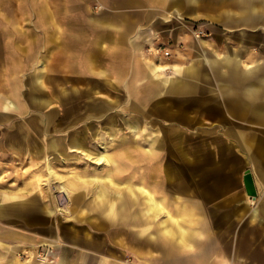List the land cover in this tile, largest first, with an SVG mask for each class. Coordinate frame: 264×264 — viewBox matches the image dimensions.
Returning a JSON list of instances; mask_svg holds the SVG:
<instances>
[{
    "label": "rangeland",
    "instance_id": "rangeland-1",
    "mask_svg": "<svg viewBox=\"0 0 264 264\" xmlns=\"http://www.w3.org/2000/svg\"><path fill=\"white\" fill-rule=\"evenodd\" d=\"M211 1L174 0V8H170L168 0H145L144 9L148 11L132 14L138 21L159 22L161 26L163 23L166 26L171 24L173 27L168 38L165 37L166 30H154L141 50L151 72H80V76L74 77L72 72H64L63 76L47 75L44 86H48L50 91L48 103L52 107L44 114L49 113V123H44L46 119H43L42 123L34 122L27 127L34 138L27 143L31 144L33 150L42 147L44 154L40 157L34 154L23 157L18 154L15 156V152L10 151L8 155L4 152L5 145H2L0 196L12 193L25 197L35 194L37 190L44 193V203L47 202L48 209L51 208L54 214H49L48 220L46 214L38 210L34 216H43L44 227L50 224L49 232L60 234L57 237L63 246L66 242L61 237L64 233L62 224L65 227L71 226L72 221L78 223L81 230L91 223L96 236L109 237L111 245L108 247L112 254L117 255L122 251L125 253L123 257L132 264H250L244 254L213 251L211 243L216 239V231L233 233L250 221L211 218L216 216L211 215L212 209L227 205L224 204L226 198L210 205L209 219L202 221L206 214L202 215L193 206L186 209L183 199L186 195L200 196L201 189L194 186L203 178L232 185V189L227 191L234 193V203L240 200L244 203L230 205L238 217L244 216L250 207L256 206L255 200L245 189L244 158L237 152L234 155L232 153L233 148H237L236 142L229 138L232 137V130L237 127L232 124V120L206 114L204 122H190L189 119L186 122V111L191 113L190 109H185L186 101L201 99L202 50L217 51L218 46L220 49L231 47L238 41V33L234 30H227L225 32L228 34L212 38V30L208 25L210 20L248 19V13L243 14L247 10L239 16H233V0H220L229 11H223L222 8L223 12L216 17ZM101 8L102 5H97L93 10L99 12ZM95 12L90 13L91 19H94ZM79 19L86 20L84 14ZM207 38L211 39L209 44L204 41ZM152 64H159L163 69L153 72ZM183 72L196 74L190 77ZM170 78L179 81L178 85L173 83L172 87L167 86ZM191 89L193 96L187 93ZM196 111L200 110H192L193 113ZM205 111L208 113L209 110ZM216 130L217 135L213 134ZM42 134L46 140L37 141L35 137ZM75 142L81 146H73ZM201 142H204V164L217 166L216 169L224 171L195 172L201 164L200 150L193 153L197 157L194 156L192 160L189 157L187 168L186 151L192 144ZM87 149L106 153L126 165L121 172L123 177L113 173L110 161L97 162ZM141 177L145 185L155 188L158 194L161 189L157 180L160 177L162 181L164 179L163 185L166 188L162 190L161 196L167 202L170 200V212L181 217L179 227L166 219L167 211L153 212L150 207H146L145 199H142L141 205L144 207L141 226L132 221L112 223L115 221L113 217L101 212L97 204L90 205V198L100 197V189L105 192L107 203H114L122 197L125 187H131L128 193L135 197L136 183ZM81 183L86 193L81 202L78 199V210L72 212L69 195L76 187L70 184L78 186ZM240 206L243 208L240 209ZM131 208L135 210L136 206ZM232 211L228 208L227 213ZM220 212H216L217 216ZM232 216L230 214L229 218ZM7 221H0V232L4 233L1 226ZM10 223L17 222L14 218ZM181 229L189 234L185 241L179 238ZM75 236L73 232L70 233L71 239ZM202 244L207 248L205 262L200 261ZM142 246L145 257L137 256V248L142 249ZM24 248L27 250L20 253V257L18 252L8 254L7 249H1L0 264H13L16 261L19 264H39L43 259L55 263L57 260V249L53 250L48 245H26Z\"/></svg>",
    "mask_w": 264,
    "mask_h": 264
},
{
    "label": "crops",
    "instance_id": "crops-1",
    "mask_svg": "<svg viewBox=\"0 0 264 264\" xmlns=\"http://www.w3.org/2000/svg\"><path fill=\"white\" fill-rule=\"evenodd\" d=\"M144 1L0 0V147L5 145L6 154L10 155V151H14L15 156L18 154L23 157L33 154L40 157L44 154L42 147L33 150L31 144L27 143L34 139L27 127L34 122L42 123L43 119H46L44 123H49V113L44 114L52 107L48 103L50 91L48 86H44L47 75L63 76L64 72H72L74 77L80 76V72H151L141 50L154 30H166L167 37L173 27L171 24L166 26L163 23L161 26L159 22L155 24L135 20L132 14L148 11L144 9ZM211 2L212 8L216 10V17L223 11H229L224 2ZM174 3V0H168L167 5L174 8ZM231 3L234 17L247 10L243 14L248 13V19L210 20L208 25L212 30V38L222 36L223 33L228 34L229 32H225L227 30H234L238 33V41L231 47L220 49L218 46L217 51L202 50L201 99L186 101L185 109L191 110L190 114L186 111V122H189L188 119L190 122H204L208 114L211 117L232 120V124L237 126L232 130V137H229L236 142L237 147L233 148L232 153L234 155L237 152L244 158L243 171L249 172L251 176L255 190L252 199L255 200L256 206L250 207L248 213L238 217V213H234L230 206L235 202L234 193L227 191L232 189V185L222 181L210 182L203 178L194 186L201 189L200 196L186 195L183 199L186 209L193 206L202 215L206 214L202 217L203 221L209 219V206L226 198L224 204L227 205L224 208L212 209L217 214L222 212L217 216L216 212L211 210V215H216L211 218L248 220L250 223L234 230L233 233L226 230L216 231V239L211 242L212 250L218 253H241L250 264H264V0H233ZM244 4L247 5L246 8L243 7ZM97 5L103 7L99 12L93 10ZM202 11H205L204 8ZM93 12L94 19H91L90 13ZM81 14H84L86 20L79 19ZM210 40L204 39L206 44H209ZM151 69L158 72L163 66L152 64ZM183 73L190 77L196 74ZM178 82L170 78L167 86L173 83L178 85ZM187 93L193 96L194 92L191 89L187 90ZM193 109L200 111L193 113ZM205 110H209L208 113ZM213 134L217 135V130ZM35 139L44 141L46 137L42 134ZM73 146L79 147L81 144L75 142ZM104 147L103 144L102 148ZM87 150L92 152L97 162L110 161L114 174H118V166H126L106 153ZM199 150L202 152V159L200 168H196L195 172L224 171L216 169L217 166L204 164V142L192 144L186 151L187 168L189 157L191 160L194 156L197 157L198 155L193 153ZM161 179L162 177L157 180L160 184V194L155 188L147 187L141 177L136 183L135 197L128 193L132 188L125 187L122 197L114 203H107V196L103 189H100V197L90 198V205L97 204L101 212L113 217L115 221L110 220L112 223L120 220L132 221L141 226L144 221V207L141 205L142 199H145L146 207H150L153 212L167 211L166 219L179 227L181 217L170 212V200L167 202V199L161 196L162 190L166 188L163 185L164 179ZM70 185L76 187L70 192L72 195H69L73 212L78 210V201L83 200L86 190L83 189V183L78 186ZM67 188L65 190L68 193ZM44 198V193L38 190L35 194L25 197L12 193L0 196V221L8 219V223L3 222L4 225L1 226L4 233L0 232V250L5 248L8 254L18 252L20 257V253L26 252V245H48L53 250L57 249V260L55 263L41 260L39 264H132L123 257L125 253L122 251L118 250L119 253L113 255L108 247L111 245L109 237L96 236L91 223L86 224L83 230L79 228L78 223L72 221L68 228L61 223L64 228L61 237L66 243L64 246L53 245V240H59L60 234L49 232L50 224L44 227L43 216H34L38 210L46 214L48 220L49 214H54L51 208L48 209L47 202L44 203ZM234 204L244 203L240 200ZM133 206H136L135 210H132ZM228 208L232 212L227 213ZM242 208L243 206H240V209ZM230 214L233 216L229 218ZM14 218L17 223H10ZM154 218L155 216L153 220ZM72 232L77 239H71ZM188 237L189 234H185L181 229L180 240L185 241ZM141 248H137V256L145 257L144 247ZM199 254L200 261L205 262L206 245L202 244ZM13 264L19 263L16 261Z\"/></svg>",
    "mask_w": 264,
    "mask_h": 264
},
{
    "label": "water",
    "instance_id": "water-1",
    "mask_svg": "<svg viewBox=\"0 0 264 264\" xmlns=\"http://www.w3.org/2000/svg\"><path fill=\"white\" fill-rule=\"evenodd\" d=\"M244 185H245V188H246V192L249 195L252 196V195L255 194L254 185H253V182H252V179H251V176H250L249 172L244 174Z\"/></svg>",
    "mask_w": 264,
    "mask_h": 264
},
{
    "label": "bare ground",
    "instance_id": "bare-ground-1",
    "mask_svg": "<svg viewBox=\"0 0 264 264\" xmlns=\"http://www.w3.org/2000/svg\"><path fill=\"white\" fill-rule=\"evenodd\" d=\"M157 68H159V67H157ZM88 151V150H87ZM98 161H100V160H98ZM117 167V166H116ZM125 170V166H118V168L116 169V171H117V173L120 175V177H123V176H121V175H123V174H121V172H123ZM42 242V241H41ZM53 245H61L62 243H61V241L60 240H57V239H55V240H53V243H52ZM20 256V255H19ZM46 259H43V262H50V261H45Z\"/></svg>",
    "mask_w": 264,
    "mask_h": 264
}]
</instances>
